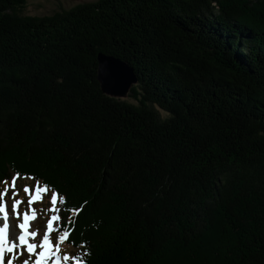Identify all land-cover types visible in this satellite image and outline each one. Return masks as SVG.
Masks as SVG:
<instances>
[{"label":"trees","instance_id":"1","mask_svg":"<svg viewBox=\"0 0 264 264\" xmlns=\"http://www.w3.org/2000/svg\"><path fill=\"white\" fill-rule=\"evenodd\" d=\"M24 3L0 0V179L61 197L77 264H264V0Z\"/></svg>","mask_w":264,"mask_h":264},{"label":"rangeland","instance_id":"2","mask_svg":"<svg viewBox=\"0 0 264 264\" xmlns=\"http://www.w3.org/2000/svg\"><path fill=\"white\" fill-rule=\"evenodd\" d=\"M96 0H25L24 5L20 8H18L17 12L22 15H31V16H50L54 14L55 12H61L64 10H68L77 4L85 3V2H93ZM129 64V63H128ZM130 65V64H129ZM132 67V66H131ZM133 68V67H132ZM134 70V68H133ZM135 72V71H134ZM125 100L133 103H137V100L135 98L130 97L128 95ZM162 116H166V113L161 111ZM35 183H32L31 181H25V183H18V181H9L8 185L2 184L3 186L0 185V192L5 188L10 189V191L6 194L5 200H12L14 202L15 199H20L22 203L18 206L17 211L20 213L19 217H16L15 214H11L10 217L12 220H16L17 223L21 222V215L23 214L24 211L29 210V206L27 205V200L31 198V196L37 195L35 192V186H33ZM30 187L31 188V196L30 198L25 199L26 193L23 191L24 187ZM2 189V190H1ZM12 193H15L16 195L13 196ZM57 203V202H56ZM6 206L9 205L6 203ZM58 204V203H57ZM48 206V208H47ZM55 209L53 204L51 203V197L49 196L48 192H42L39 194V199L34 201L31 209L35 211L36 213V218L35 222L32 223V231H37L38 234L41 231H45V227L47 226V221L51 219L52 216H58V208L56 206L55 211H52V209ZM31 214V212H30ZM62 219L55 221L53 224L54 229L56 230L57 234V241H59V237L61 236L60 233V224L64 223L61 222ZM1 224V222H0ZM18 230V229H17ZM18 233V232H17ZM10 242H15L17 245H19L18 241H10ZM31 242H33L31 240ZM211 239H207L205 242L206 246H210ZM55 246V245H54ZM60 247V252L59 256L62 259L60 264H68L67 261L63 260V256L67 255L73 260H76V257H78V254L74 250H68L67 251V245L64 244V246H61V243H59ZM208 249V247H206ZM221 250V248L217 249ZM26 247L24 246H18L16 249H14L13 253L7 254L6 253V263L7 259L9 258H14L13 259V264H25V259L28 261V264L33 261L34 255H29L28 253L26 254L27 256L23 255V252H26ZM86 253L89 254V249H86ZM169 258V257H168ZM173 262L176 258V256H173ZM172 259H167L166 262L171 261ZM51 264L54 262L55 264V258H52Z\"/></svg>","mask_w":264,"mask_h":264},{"label":"snow or ice","instance_id":"3","mask_svg":"<svg viewBox=\"0 0 264 264\" xmlns=\"http://www.w3.org/2000/svg\"><path fill=\"white\" fill-rule=\"evenodd\" d=\"M18 175V174H17ZM15 179V176L13 177ZM28 179L35 180L34 176H29ZM47 190L46 186L41 187L39 181L35 182V192L37 195L31 196L27 200V205L29 210L23 212L22 222L17 223L16 220L11 221L10 227V215L15 214L16 217H19L20 213L17 211L18 206L22 203L20 199H15L14 202L6 206L4 202V197L8 193V189L5 188L4 191L0 192V215H2L3 225L0 226V264L6 259V253H13L14 249L18 246L26 247L27 253L29 255H34L35 260L34 264H48V261L52 258H55V264H60V252L59 243L64 240L67 236L65 232L59 237L57 241L56 230L53 227L55 221L59 220L58 216H52L51 219L47 221V231H41L39 234L37 231H29V222L35 220L36 213L31 209V206L34 201L39 199V194ZM23 191L30 194L29 187H24ZM15 196V193H12ZM57 202V195L55 192L51 193V203L55 205ZM61 202H64L63 200ZM52 211H55L53 208ZM31 212V214H30ZM17 229L19 233L17 234ZM9 236H11L12 241L18 240L19 245L15 242H10ZM30 239L33 242H30ZM55 245V247H54ZM63 260L67 261L69 257L64 255ZM14 258L7 259V264H13ZM25 264H28V261L25 259Z\"/></svg>","mask_w":264,"mask_h":264},{"label":"water","instance_id":"4","mask_svg":"<svg viewBox=\"0 0 264 264\" xmlns=\"http://www.w3.org/2000/svg\"><path fill=\"white\" fill-rule=\"evenodd\" d=\"M97 62V80L103 93L124 96L130 86L137 82L133 68L126 61L100 52Z\"/></svg>","mask_w":264,"mask_h":264},{"label":"bare ground","instance_id":"5","mask_svg":"<svg viewBox=\"0 0 264 264\" xmlns=\"http://www.w3.org/2000/svg\"><path fill=\"white\" fill-rule=\"evenodd\" d=\"M135 76H136V75H135ZM133 85H134V84H133ZM0 220H1V221L3 220V219H2V215H0ZM11 221H12V219H11V217H10V227H11ZM30 223H31V224H30V226H29V231H31V225H32L33 221H30ZM2 225H3V221H2ZM18 231H19V229L17 230V232H18ZM18 233H19V232H18ZM18 233H17V234H18ZM9 240L12 241V240H11V236H9ZM30 242H31V239H30ZM5 255H6V254H5Z\"/></svg>","mask_w":264,"mask_h":264}]
</instances>
